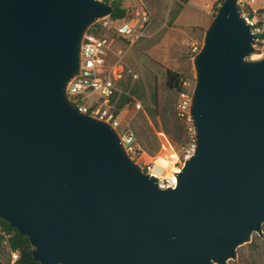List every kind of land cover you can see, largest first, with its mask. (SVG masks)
Wrapping results in <instances>:
<instances>
[{"label":"water","instance_id":"obj_1","mask_svg":"<svg viewBox=\"0 0 264 264\" xmlns=\"http://www.w3.org/2000/svg\"><path fill=\"white\" fill-rule=\"evenodd\" d=\"M101 0H0V219L39 264H226L264 223V56L221 0L190 63L193 149L160 189L66 93Z\"/></svg>","mask_w":264,"mask_h":264},{"label":"built area","instance_id":"obj_2","mask_svg":"<svg viewBox=\"0 0 264 264\" xmlns=\"http://www.w3.org/2000/svg\"><path fill=\"white\" fill-rule=\"evenodd\" d=\"M101 1L109 4L119 1L125 13L122 18L115 19L119 22L114 24L110 12L97 19L84 33L80 46L79 73L66 86L69 101L79 113L108 122L117 131L119 140L132 161L140 169L156 177L158 188L174 187V173L193 149V134L187 113L189 94L183 90L186 82L180 79L181 88L177 93L175 114L188 130V141L180 144L179 155L173 152L174 157L170 158L172 166L177 168L176 171L157 173L154 171L157 154L144 153L136 141L132 121L141 110L140 102L131 93L132 80L136 76L124 64L123 52L118 46V43L126 44L127 49L133 42L145 37L150 25V14L139 0ZM251 2L252 0H237V6L240 16L249 26L252 35L250 46L253 49L250 55L256 59L264 56V12L253 9ZM127 75H130V81L125 78ZM155 135L159 144L158 150L165 147L172 150L169 139L161 129L155 131ZM10 256L13 264L17 253L10 252Z\"/></svg>","mask_w":264,"mask_h":264},{"label":"rangeland","instance_id":"obj_3","mask_svg":"<svg viewBox=\"0 0 264 264\" xmlns=\"http://www.w3.org/2000/svg\"><path fill=\"white\" fill-rule=\"evenodd\" d=\"M217 1L202 7V0H191L190 4L194 5L191 6L192 9L187 8L177 19L170 20V9L177 7L174 0H143L150 14L147 35L133 42L127 49H125L126 44L118 43L123 52L124 64L136 76L132 80L131 89H133L132 94L141 104V110L136 113L132 125L139 147L148 155L160 153L158 157H168L173 152L179 155L180 144H173L171 141L172 150L167 147L157 150L155 131L162 129L167 121L159 114L151 118L147 109L151 108L150 98L153 92L156 93L158 101L167 97L162 85L165 69L177 71L181 75L180 79L186 82L184 92L190 94L193 83L190 59L201 44L203 29L211 19L214 7L218 5L215 6ZM111 5L113 7V3ZM252 6L264 8V0H254ZM118 22L114 19L113 23L118 24ZM246 59L250 60L253 57L249 55ZM125 78L127 81L131 80L130 75ZM177 98L176 95L173 115L182 127L184 143L188 141V130L175 114ZM261 229L262 237L253 233L248 243L236 249V259H229L226 264H264V223ZM7 259V264H12L11 256H7L4 250L0 253V263L5 264Z\"/></svg>","mask_w":264,"mask_h":264},{"label":"trees","instance_id":"obj_4","mask_svg":"<svg viewBox=\"0 0 264 264\" xmlns=\"http://www.w3.org/2000/svg\"><path fill=\"white\" fill-rule=\"evenodd\" d=\"M220 1L221 0H218L217 4H219ZM215 8L216 7H214V10ZM178 10V7L170 9V20L176 16ZM124 13L125 10L120 7L119 1L113 2L112 11L110 14L111 18H122ZM180 78L181 75L177 71L165 69L163 71L162 85L167 93V97L158 101L156 93L153 92L150 98L151 108L147 109L148 115L151 118H153L155 114H159L162 118H165L167 124H163L161 130L173 144L183 143L182 127L173 115L174 101L178 91L181 88ZM131 93H133V89H131ZM158 148L159 144L157 141V150ZM4 250L6 251L7 256L10 255V252L15 251L17 253V258L13 264H39L31 259V247L27 238L23 235H19L13 228L9 227L7 222L0 219V253ZM7 263L8 259L5 261V264Z\"/></svg>","mask_w":264,"mask_h":264},{"label":"bare ground","instance_id":"obj_5","mask_svg":"<svg viewBox=\"0 0 264 264\" xmlns=\"http://www.w3.org/2000/svg\"><path fill=\"white\" fill-rule=\"evenodd\" d=\"M160 153H158L155 157L154 161V171L160 173L161 171L168 172V171H176V167L172 166V160L170 158L174 157V154L166 157H158Z\"/></svg>","mask_w":264,"mask_h":264},{"label":"crops","instance_id":"obj_6","mask_svg":"<svg viewBox=\"0 0 264 264\" xmlns=\"http://www.w3.org/2000/svg\"><path fill=\"white\" fill-rule=\"evenodd\" d=\"M134 1V0H133ZM141 3H143L144 5H145V3L143 2V0H139ZM175 1V3H176V6L178 7V13L176 14V16L174 17V19H177L178 18V16L180 15V13L183 11V10H185V9H187V8H190V9H192L191 8V6H194L193 4H190V2H191V0H174ZM212 1H215V0H202V3H201V5H202V7H207L208 6V4L210 3V2H212ZM253 1L254 0H252V2L250 3V6L253 8V9H260V10H262L263 12H264V8H258V7H253L252 6V3H253ZM217 5V2L215 3V6ZM145 7H146V5H145ZM147 8V7H146Z\"/></svg>","mask_w":264,"mask_h":264}]
</instances>
